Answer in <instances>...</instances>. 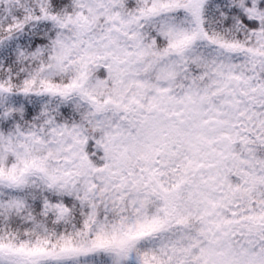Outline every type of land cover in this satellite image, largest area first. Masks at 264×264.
I'll return each mask as SVG.
<instances>
[{
  "label": "snow or ice",
  "instance_id": "1",
  "mask_svg": "<svg viewBox=\"0 0 264 264\" xmlns=\"http://www.w3.org/2000/svg\"><path fill=\"white\" fill-rule=\"evenodd\" d=\"M0 264H264V0H0Z\"/></svg>",
  "mask_w": 264,
  "mask_h": 264
}]
</instances>
